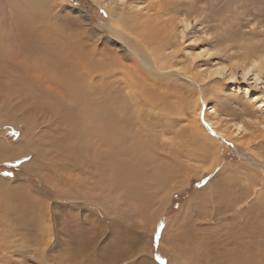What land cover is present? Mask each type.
<instances>
[{"label":"rangeland","instance_id":"rangeland-1","mask_svg":"<svg viewBox=\"0 0 264 264\" xmlns=\"http://www.w3.org/2000/svg\"><path fill=\"white\" fill-rule=\"evenodd\" d=\"M105 1L111 9L48 0L44 20L74 39L106 36L97 48L110 58L123 54L103 26L121 17L185 75L140 84L148 102L139 99L138 114L119 108L127 100L119 75L96 92L94 102L107 101L106 123L135 118L133 152L119 157L115 175L113 150L87 134L93 121L75 123L76 133L60 113L22 108L20 72H0V264H230L243 241L247 254L236 261L264 264V68L250 64L264 61V0ZM23 56L13 64L29 72L28 85L45 80ZM124 59L114 64L126 71ZM11 104L19 109L9 115ZM190 107H202L211 144L190 128Z\"/></svg>","mask_w":264,"mask_h":264},{"label":"bare ground","instance_id":"bare-ground-1","mask_svg":"<svg viewBox=\"0 0 264 264\" xmlns=\"http://www.w3.org/2000/svg\"><path fill=\"white\" fill-rule=\"evenodd\" d=\"M94 1L98 5L111 9V5L108 6V3L105 0ZM46 5L48 6V0H0V61L5 59L4 61L9 63V65L1 64V67L3 68L0 69V72H20L21 79L23 80L22 85L15 84L16 88L14 92L18 94L20 92L19 89H21L19 105L22 106V108L34 111L36 105L39 104L45 111L60 113L65 119L73 122L70 124V121H67V124L71 125L76 133L81 130L79 127H76L75 123L79 124L81 121L87 120L93 121L90 128L91 130H88L89 132L87 134H91L92 138L96 137L95 139L98 140V143H100L101 146H107L113 150L112 154L108 156V159H111L108 167L110 168L111 173L116 175L120 172L119 169L121 168V162H124L123 160L120 162L119 159H122V156L126 153H132L131 146H135L134 141L132 144L133 135L131 134L133 122L132 125L130 124L131 118L133 119L134 117L128 116V122L127 120L124 122L123 120L119 121L112 119L109 123H106L105 116H109L110 112L106 107V100H104L103 103L98 101L94 102L93 98H96V92L99 89L101 91L103 86H113L116 75H119L120 81L123 82V87L126 89L125 93L127 94L125 97L127 100H122L119 108L126 111L128 115H131L128 112L131 108L132 111H136V114H138L141 110V108H138L139 99L142 98L143 101L148 102L147 98L144 99L145 94L143 90L141 92V89H139L140 84H149L151 83V77L155 78V76H164L166 75V72H173L175 74L178 72L182 75L185 74L179 70L175 69L172 71V69H170L172 63H170V58L168 54L165 53L166 49L163 46H159L160 48L158 47L153 50L150 39L147 38V36L143 37L140 31L130 33L129 27H126L128 29L124 30V24H122L124 22L121 17L115 18L112 16L113 14H111L112 22L105 24L103 30L104 34L113 37L115 42L119 45L123 57L115 55L114 57L106 58V55L100 52L97 48V42L106 36H101L100 33H97L96 36L93 34L90 38L88 34L86 36H78L77 39L72 38L71 35L63 36L60 34L61 30L59 32L58 27H51L46 24L47 21L44 20H47L48 17V11H46L45 8ZM77 12H80V15L82 14L79 10H77ZM81 16L86 18L85 14H82ZM87 24L90 23L87 22ZM89 28L93 29L91 26ZM43 33L44 36H42ZM6 48L9 49V53ZM4 52H7L8 55H3ZM113 52L115 53V50H111L107 53L111 55ZM21 56L32 57V61L36 64L34 68L41 73V77H44L45 80L40 77H35L37 80L33 82L34 80L30 79L32 82L31 85H28L29 82L26 81V78L29 79V72L25 71L26 68L18 64H13V59L17 62V58ZM121 58H127L129 62L126 65V71L123 70V68H125L123 65V67H116L117 64H114V62L120 61ZM256 61H259L258 65L257 62L250 64L257 67L260 66V69L262 70L264 68V61ZM113 65H115L116 68H114ZM138 65H140L146 73L143 72ZM214 72L217 73L219 70L214 69L212 73ZM48 73H50V76L46 75ZM194 83L197 84V82ZM54 84H58V86L60 85V92L54 88ZM155 85L156 82L153 81V86ZM121 94L124 93L122 92ZM31 102H33V106L27 108ZM24 104L27 106H24ZM12 105L16 106L12 109V112L9 110V115H12L17 108L19 109V106H17L18 104H11V106ZM125 107H128L129 109H126ZM193 107H190L191 109L188 114V116L190 115V120H192L190 128L193 133H195L196 137H199L209 145L212 143V139L200 124V114L201 111L203 112L202 107H199L197 110H195V108L193 109ZM204 113L207 115L208 112L204 110ZM205 119L206 122H211L213 125V120L206 118V116ZM82 124L84 123L82 122ZM117 127L126 131L125 138L115 136L116 130L118 129ZM239 128L240 126L237 127V129ZM138 131L140 132L141 130L138 129ZM137 132L134 133V137H140V135H142V133L138 135L139 132ZM140 140L142 141V139ZM145 140L146 138L144 141ZM137 141L139 142V140ZM94 154L95 150L93 152V155ZM138 155L135 153L133 156L137 157ZM152 156H154V154ZM128 157L131 158L129 155ZM176 165L179 166L177 163ZM235 197L236 196H234V198ZM236 209L237 208H235V210ZM249 232L251 231H246L247 234H249ZM246 246V242L243 241V243L241 242L240 245H238V248L232 247L234 256L236 257L239 253L242 255L245 253L247 254V252H245L247 250ZM243 249H245V251L241 252ZM235 257L232 258L233 260L230 264H247V260L239 258L240 261H236ZM245 258L247 259V257Z\"/></svg>","mask_w":264,"mask_h":264},{"label":"trees","instance_id":"trees-1","mask_svg":"<svg viewBox=\"0 0 264 264\" xmlns=\"http://www.w3.org/2000/svg\"><path fill=\"white\" fill-rule=\"evenodd\" d=\"M152 242V241H151ZM153 246L155 245V242H152Z\"/></svg>","mask_w":264,"mask_h":264},{"label":"snow or ice","instance_id":"snow-or-ice-1","mask_svg":"<svg viewBox=\"0 0 264 264\" xmlns=\"http://www.w3.org/2000/svg\"><path fill=\"white\" fill-rule=\"evenodd\" d=\"M10 174V173H9Z\"/></svg>","mask_w":264,"mask_h":264}]
</instances>
